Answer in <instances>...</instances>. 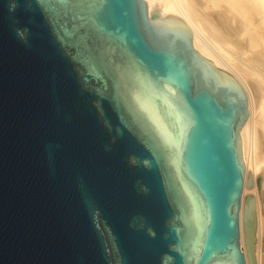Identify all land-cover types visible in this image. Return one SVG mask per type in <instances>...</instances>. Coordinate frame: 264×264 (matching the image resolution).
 <instances>
[{
	"label": "water",
	"instance_id": "95a60500",
	"mask_svg": "<svg viewBox=\"0 0 264 264\" xmlns=\"http://www.w3.org/2000/svg\"><path fill=\"white\" fill-rule=\"evenodd\" d=\"M248 115L145 0H0V264H255Z\"/></svg>",
	"mask_w": 264,
	"mask_h": 264
},
{
	"label": "bare ground",
	"instance_id": "6f19581e",
	"mask_svg": "<svg viewBox=\"0 0 264 264\" xmlns=\"http://www.w3.org/2000/svg\"><path fill=\"white\" fill-rule=\"evenodd\" d=\"M158 22L186 25L196 51L232 75L248 97V119L240 129L245 165L241 246L246 252L244 205L256 199V263L264 264V0H145Z\"/></svg>",
	"mask_w": 264,
	"mask_h": 264
}]
</instances>
